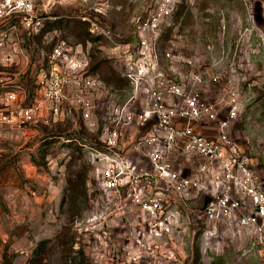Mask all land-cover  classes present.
<instances>
[{"label":"rangeland","instance_id":"rangeland-1","mask_svg":"<svg viewBox=\"0 0 264 264\" xmlns=\"http://www.w3.org/2000/svg\"><path fill=\"white\" fill-rule=\"evenodd\" d=\"M109 3L101 25L115 41L131 39L130 20L138 3ZM183 3L191 16L176 24L174 31L180 25L179 31L163 48L192 59L202 77L199 96L214 106L219 117L226 116L231 92L238 95L241 108L230 121V136L252 160L253 174L264 187V0ZM83 9L86 6H59L51 15L62 18L48 34L34 39L20 36L19 45L35 66L31 73L26 69L28 80L23 84L29 97L34 90L33 73L57 37L87 47L90 66L97 65L101 80L112 70L118 73L110 39L83 40L85 25L78 24ZM15 56L17 65L0 66V77L6 76L0 80V95L12 84L13 76L7 73L26 65L20 53ZM161 68L165 75L173 74L172 68L187 73L182 62L164 60ZM128 94V87L106 85L98 99L100 115L110 104L122 103ZM204 124L213 126L202 122L199 127ZM129 130L124 132L127 137ZM70 136L96 145L94 131H75L69 120L39 124L21 133L0 126V164L11 162L23 178L21 185L6 182L0 187V264L5 257L11 264H28L33 248L42 239L51 242L41 264H78L79 249L88 264H264V236L257 228L222 226L209 229L210 233L196 216L209 199L196 190L184 204L168 195L165 227L149 236L144 215L126 193L110 196L99 188L98 169L90 163L84 147L76 148L72 140L65 142ZM169 160L183 175L192 174L201 162L176 152L169 154ZM33 192L39 195L35 197ZM64 228L67 234L62 245L55 238Z\"/></svg>","mask_w":264,"mask_h":264},{"label":"built area","instance_id":"built-area-1","mask_svg":"<svg viewBox=\"0 0 264 264\" xmlns=\"http://www.w3.org/2000/svg\"><path fill=\"white\" fill-rule=\"evenodd\" d=\"M130 1L138 3L130 20L132 38L119 42L101 25L111 7L109 0H0V66L17 65V52L26 64L7 73L14 81L0 95V126L21 133L39 124L69 120L75 131H94L98 146L77 143L98 169L99 188L110 196L126 193L144 215L149 236L165 227L167 196L184 204L194 190L209 199L196 214L207 230L257 228L264 236V187L253 174L252 160L230 136V121L241 108L238 95L231 92L226 116L219 117L214 106L199 96L202 77L192 59L162 46L161 35L185 0ZM59 6L91 10H80L79 18L88 23L91 34L111 40L117 72L128 81V97L110 104L102 115L98 99L106 84L91 71L88 48L80 42L57 37L33 73L30 97L23 86L26 69L31 73L35 66L19 45L20 36L39 33ZM164 60L182 62L187 73L172 68L173 74L165 75ZM262 68L264 72V61ZM202 122L213 123L206 125L210 134L200 130ZM131 127L140 131L125 136ZM174 152L201 162L192 174L183 175L170 163L169 154Z\"/></svg>","mask_w":264,"mask_h":264},{"label":"trees","instance_id":"trees-1","mask_svg":"<svg viewBox=\"0 0 264 264\" xmlns=\"http://www.w3.org/2000/svg\"><path fill=\"white\" fill-rule=\"evenodd\" d=\"M54 18L53 20L47 22L44 24V26L40 29L39 33L33 35L31 37V39H34V37L38 36V37H43L48 30L52 29L55 27V25H57V22L60 21V17L57 14L53 15ZM191 16V13L189 11V9L187 8V6L185 5V3L179 4L176 8V10L173 13L172 16V22L173 24L168 26L166 28V30L162 33L161 35V42H162V46L164 47L167 42L170 40L171 36L173 35V33L178 32L180 25L183 23L184 19H188V17ZM79 19V23L78 24H84L85 25V31H82V33L84 34L83 40L85 41V39L89 38L91 41H96L98 40L102 35H96V36H91L93 34H91L88 31V23L86 21ZM176 24H180L179 28L177 29V31H174ZM51 47V45H50ZM50 47L48 50H50ZM49 52V51H48ZM97 69V65H93L91 66V71L96 72ZM103 82L107 85V86H112L114 88H122L124 87H128V81L126 78L122 77L119 73H116L115 71L112 70V73L109 77L102 79ZM84 130H81L79 132H83ZM67 139H71L72 141L76 142V148L80 149V145L77 143V140L75 137H66ZM68 141V142H71ZM96 140V137H95ZM96 146L97 142H96ZM80 173V172H79ZM78 175V172H76L75 176ZM85 176V173H84ZM84 181V178H82V182ZM6 182H10L13 185H21L23 182V178L20 176L19 172L17 171L16 167L11 164V162H6V163H2L0 164V187L6 183ZM65 229L63 230V232L59 233L58 235H56V240L58 241V243L60 244H65L64 242V237L66 236V232ZM51 242L50 239H42L40 241L37 242L36 246L33 248L32 252H31V256L28 259V264H41L42 262V257L43 254L45 253V251L48 248L49 243ZM79 254H80V262L78 264H88L85 260H84V254L82 249H79ZM1 264H11V260L7 259L6 257L4 258V260L2 261Z\"/></svg>","mask_w":264,"mask_h":264},{"label":"crops","instance_id":"crops-1","mask_svg":"<svg viewBox=\"0 0 264 264\" xmlns=\"http://www.w3.org/2000/svg\"><path fill=\"white\" fill-rule=\"evenodd\" d=\"M139 128V130H138ZM138 128H135V127H131V129L129 130L130 133L129 135H133L135 134L136 132H139L140 131V127ZM210 127L206 126V125H203L202 128L200 129L204 134H210L211 133V130L209 129ZM129 129V128H128ZM127 129V130H128ZM135 132V133H134ZM34 175V174H33ZM39 176V175H38ZM17 190V188H15V191ZM51 192V190H50ZM34 196L37 197V195H39L38 193L36 194V192H33ZM44 194H46V191H44Z\"/></svg>","mask_w":264,"mask_h":264}]
</instances>
